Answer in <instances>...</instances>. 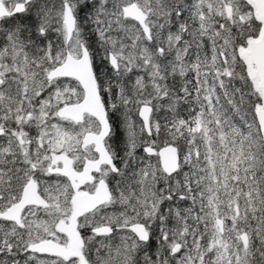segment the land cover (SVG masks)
<instances>
[{"label": "snow or ice", "instance_id": "obj_1", "mask_svg": "<svg viewBox=\"0 0 264 264\" xmlns=\"http://www.w3.org/2000/svg\"><path fill=\"white\" fill-rule=\"evenodd\" d=\"M0 264H264V0H0Z\"/></svg>", "mask_w": 264, "mask_h": 264}]
</instances>
